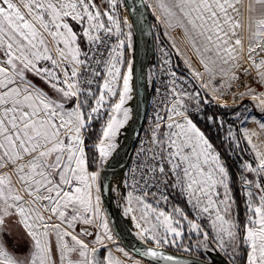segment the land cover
<instances>
[{"label":"snow or ice","instance_id":"1","mask_svg":"<svg viewBox=\"0 0 264 264\" xmlns=\"http://www.w3.org/2000/svg\"><path fill=\"white\" fill-rule=\"evenodd\" d=\"M121 3L0 0V264H122L115 251L132 259L103 212L99 171L132 98L126 56L133 24L121 16ZM147 7L159 24L180 31L188 75L170 72V104L130 169L125 214H133L142 255L172 261L161 249L195 233L194 247L218 246L226 264H264L258 133L242 127L238 138L223 116L206 117L217 135L227 125L222 145L233 141L228 146L240 150L229 165L193 119L209 107L237 109L239 118L250 112L248 98L264 112V0H156ZM102 109L107 120L93 139ZM252 120L264 131V120Z\"/></svg>","mask_w":264,"mask_h":264},{"label":"rangeland","instance_id":"2","mask_svg":"<svg viewBox=\"0 0 264 264\" xmlns=\"http://www.w3.org/2000/svg\"><path fill=\"white\" fill-rule=\"evenodd\" d=\"M145 4V8L147 10L148 16L153 17L154 20L157 22L155 15L153 14V9L148 8V4L155 5L156 0H143ZM247 0H245V3ZM120 14L121 16L127 17V19L133 24L132 28V48L127 51V56L126 58L128 60L132 61L133 64V77L130 82L132 91L130 93L131 99L126 101V104L124 107L128 108L132 106L133 110H135L134 118L132 120V125L134 122V119H136V113H137V108H138V97H137V79H136V70H137V58L140 53V34L139 31L136 27V23L130 13H128L125 1L122 0L121 7H120ZM156 14L159 15V9L156 10ZM158 23V22H157ZM159 24V23H158ZM152 26V31H153V39L151 42V49L146 65V71H145V102L148 103L149 100V95H150V90L152 89L154 78H153V73L156 68V63L158 61V56L165 50L164 47L160 44V41L157 37L158 32L157 28L154 23H151ZM160 26V31L162 35L165 37L171 48L175 51L176 55L180 58L182 61L184 67L187 69L185 65V57L188 55V52L185 47V42H183L182 35L180 34L179 30L173 31L171 29L165 28L163 25L159 24ZM127 31V29H125ZM167 33V35H165ZM173 43H175V47H173ZM177 49H179L180 53L182 55L177 54ZM134 67L136 69L134 70ZM188 70V69H187ZM118 100V97L116 98ZM115 102V101H113ZM102 112V117L100 118L103 121V124L107 120V114L104 112V110H101ZM248 113V112H247ZM251 114H256L255 111L250 110ZM264 116V113L261 115ZM241 123V122H240ZM132 125L128 129L126 133H121L120 130L118 131L117 136L115 137V144L116 148L111 151V155L105 160V162L99 167V171L103 167H114L115 165L119 164L122 161V158L125 154L127 144L129 142V138L131 135V130H132ZM241 125V124H240ZM239 125V127H240ZM233 142V141H232ZM247 143V142H246ZM249 146V145H248ZM250 149V146H249ZM251 152V149H250ZM121 172H119V176L117 179H115L111 183V189L112 191L109 192L110 200L107 202V204L111 207L114 217L117 221V227L119 229V232L121 233L122 237L125 239V244L132 246L135 243H142L144 244L136 235L137 229L135 227V221L131 219V216L133 215L132 213L125 214V208L127 207L126 200H125V195L126 191L124 188V179H125V173H126V167L121 168ZM95 170V169H93ZM112 171L106 172L105 176L110 177V175H114ZM183 206V205H181ZM135 207V205H133ZM102 208L103 212H105V205L102 200ZM135 215H139V213H135ZM107 216V215H106ZM110 228L112 229L110 223H109ZM186 232H187V226H186ZM112 234L113 236L117 239V243L119 244L120 247H123L128 253L129 256L132 257L131 260L128 259V257H125L121 252L115 251L114 255L116 258H118L122 264H132L133 260H139L140 264H148V262H143L140 258L134 256L131 254L125 245L121 243L119 238L116 236L115 232L112 229ZM191 239H185L182 244H178L175 247H169L166 246L165 250H168L174 254L177 255H182L186 257H190L193 259H196L198 261H201L206 264H226V261H228V256L225 255V253L220 250L218 246L215 247V250H213V246H209L207 250L204 248L196 249L194 246L197 242L198 239H200L198 236H196L195 233H191ZM12 244V241H9V245ZM192 245L193 249L192 251H185L184 248L186 246ZM22 250V249H21ZM106 255V250L101 248L99 252V256L103 257ZM150 264V263H149Z\"/></svg>","mask_w":264,"mask_h":264},{"label":"water","instance_id":"3","mask_svg":"<svg viewBox=\"0 0 264 264\" xmlns=\"http://www.w3.org/2000/svg\"><path fill=\"white\" fill-rule=\"evenodd\" d=\"M124 1L126 4L128 13L132 15L136 23V27L140 34L141 50L137 58L138 66L136 70L138 108H137V113L135 115L136 119H134L132 130H131V135H130L129 142L126 147L125 154L122 158V161L119 164L115 165L114 167H103L100 170L101 182L103 183V186H104L102 200L105 205V212L109 220V223L113 231L115 232L116 236L119 238L121 243L125 245L127 250L134 256L140 259H143L152 264H206V263H203L201 261H198L190 257L174 254L165 249H161V251L163 252L165 257L171 255L174 258L172 261H169L167 259H161L160 257H156V258H153L151 256L144 257L142 255L143 251L145 250L144 244L135 243L132 246L125 244V239L122 237L121 233L119 232V229L117 227V221L114 217L113 211L111 207L107 204V202L110 200V196H109L110 180H109V177L105 176V173L109 171L119 170L123 167H126L131 151L133 150V147L138 139V136L140 134V131L143 125L144 114H145V109L147 105V103L145 102V71H146V65H147V61H148V57H149V53L151 49V42L153 39L151 21L148 16L143 0H124ZM135 69L136 67H134V70Z\"/></svg>","mask_w":264,"mask_h":264},{"label":"trees","instance_id":"4","mask_svg":"<svg viewBox=\"0 0 264 264\" xmlns=\"http://www.w3.org/2000/svg\"><path fill=\"white\" fill-rule=\"evenodd\" d=\"M151 23H154L156 28H157V32H158V39L160 41V44L164 47V49L169 53L172 63L175 67V70L182 76H187L188 75V70L184 67L182 61L180 60V58L176 55L175 51L171 48V46L169 45V43L167 42V40L165 39V37L162 35L161 31H160V26L159 24L154 20V18L151 16L149 17ZM244 104L247 106V108L249 110H253L256 113H258L256 107L247 99L244 100ZM237 109H224V108H220V107H209L207 109V111L202 115V116H193V119L198 123V126H200L202 128V130H204L206 132V134L209 135L211 141L213 142V144L217 147V149L221 152L222 154V159L223 161H225L226 163H228L229 165H233L234 162L236 161V159L238 158L236 153H239V149H236V152H233V149L230 148L228 145L229 144H234V142L232 141H225V143L222 145L221 144V140L226 136L227 134V125L225 126L224 130L219 131V135H217V129L212 128L209 123L206 120V117L208 115H212L215 114L218 117L219 116H223L224 119L227 120L228 124L233 126V131H237V129H240L239 125L241 120L244 118V116L247 114V112H244L243 116L237 118L235 115H233V112L236 111ZM242 111V110H241ZM103 124V121L101 119H99L98 121H96L94 123V135H93V139H96L97 136H100L101 134V125ZM237 137H240V133L237 131ZM241 148H248L249 146L246 143V141H243L241 139V144H240ZM241 155L243 156L244 160H250L251 159V154H250V149L248 152H244L241 153ZM232 171H235V168H232ZM237 199L240 202V213L241 216L240 218L243 219L244 218V207L245 205L242 202L243 199V193L238 192L237 193Z\"/></svg>","mask_w":264,"mask_h":264},{"label":"built area","instance_id":"5","mask_svg":"<svg viewBox=\"0 0 264 264\" xmlns=\"http://www.w3.org/2000/svg\"><path fill=\"white\" fill-rule=\"evenodd\" d=\"M167 53L168 55H165ZM165 60H169L170 63H165ZM176 71L172 63L169 53L164 50L159 56L156 63V68L154 71V82L150 92V97L146 105L143 125L138 136V139L131 151L130 157L126 164V173L124 179V188L127 193L130 189L127 187L131 184L130 169H133L136 164L137 152L151 135V129L154 126V119L159 113L160 115H165L167 106L170 104V72ZM177 72V71H176ZM178 76H182L177 72ZM231 103V101L229 100Z\"/></svg>","mask_w":264,"mask_h":264},{"label":"crops","instance_id":"6","mask_svg":"<svg viewBox=\"0 0 264 264\" xmlns=\"http://www.w3.org/2000/svg\"><path fill=\"white\" fill-rule=\"evenodd\" d=\"M37 83H39V81H37ZM248 101H250L254 106H255V102H253L250 98L247 99ZM256 107V106H255ZM129 109V119L128 121L125 123V125L120 129L121 133H126L128 131V129L130 128V126L132 125V120L134 118V114H135V110H133L132 106L128 107ZM258 113L256 114H251L250 112H248L245 116H248V122L245 125H240V128L242 127H247L249 130H253L256 131L258 133V137L253 136L252 140L253 143H255L257 145L258 148H260V150H264V131H261L260 128L258 127V125L256 123L253 122L252 117H254L257 120H264V116H261L264 112H262L258 107H256ZM122 118V116L120 117ZM102 135V130H101V134ZM143 262H147L143 259H141ZM149 264V262H148ZM152 264V263H150Z\"/></svg>","mask_w":264,"mask_h":264},{"label":"bare ground","instance_id":"7","mask_svg":"<svg viewBox=\"0 0 264 264\" xmlns=\"http://www.w3.org/2000/svg\"><path fill=\"white\" fill-rule=\"evenodd\" d=\"M121 170H122V169L112 171V173H114V175H110V177H109V180H110V186H111V183H112L115 179L118 178V176H119V174H120L119 172H121ZM112 173H111V174H112Z\"/></svg>","mask_w":264,"mask_h":264}]
</instances>
